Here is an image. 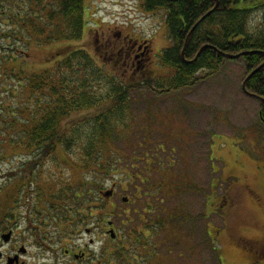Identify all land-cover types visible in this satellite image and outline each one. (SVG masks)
Returning a JSON list of instances; mask_svg holds the SVG:
<instances>
[{"label": "rangeland", "instance_id": "374dc122", "mask_svg": "<svg viewBox=\"0 0 264 264\" xmlns=\"http://www.w3.org/2000/svg\"><path fill=\"white\" fill-rule=\"evenodd\" d=\"M84 3L86 5V25L84 35L79 42L31 49L27 51V55H20L19 61L16 62L17 69L21 70L18 66L25 62L22 67L25 73L39 72L51 67L58 58L69 53L70 50L78 48L84 49L95 57L93 53L94 30H98L100 34L107 28L121 26L125 28V31L139 32L150 40L154 63L148 76L158 77L169 74L170 70L159 63L161 51L171 45L166 37L163 23L164 9H161V12L146 15L139 12L138 0H84ZM259 22L252 20V27ZM96 63L100 68L103 66L100 60ZM105 67L120 75L119 69L109 67L107 64ZM245 72L244 63L241 60L227 59L216 75L199 81L193 87L158 96L154 90L142 89L139 94L131 95L128 109L132 121L130 130L124 137L125 139H118L112 148L130 154V141L133 146L140 145V148L137 151L132 150L133 152L150 154L149 161L155 162L152 165L159 169L149 175L146 184L145 174L140 176V179L144 181L142 184L129 181L128 175H124L122 171L130 175L129 171H133L132 168L116 170L112 175L105 176L91 173L90 170L80 172L78 167H72L70 161H67V165L63 164L64 158H78L80 150L77 148L71 152L72 156L60 154L61 151L58 150L49 160L43 161L40 167L31 170L30 167L22 165L29 161L31 156L20 148L14 149L10 143L13 138L7 136L1 139V144L5 146V160L0 161V174L10 172V170L17 171L19 166L23 170L14 177H0V186L5 184L9 187L21 178L24 181H32L33 184L28 189L21 186V195L28 194V201L23 197L26 203L22 201V204H29L31 207L38 206L39 213H44L41 197L48 196L49 198L58 188L68 185L69 181L77 182V179H82L90 192L93 216L75 217V222L58 233V236L62 241L64 238L62 243L66 244L69 242L67 234L72 231L71 238L75 236L72 242L86 244L94 260L95 258L101 259L105 255L103 253L105 248L101 251L103 244L112 242L109 236L102 234L106 222L114 225L121 236V241L125 244L128 243L126 242L128 231L141 232L144 226L151 232L152 237L147 240L151 245L155 241L154 237L164 238V233H156L151 225L142 223L143 221L149 222L148 216L150 215H146V212L156 211V209H150L145 203V199H150V201L152 199L153 202L155 200L154 204L162 206L160 211L165 210L166 212L169 209L176 211L178 218L183 216V219L176 223V228H180L177 229L176 237L179 244L185 245L182 251L183 257H179L182 256L180 255L181 250L179 246H174V242L169 237L171 230L168 229L170 231L167 230L165 237H167L166 250L170 251V255L167 257L166 264H233L230 258L234 257V251H230L231 248L225 235L226 230L222 228L223 220L220 218V213L216 211L212 215L209 214L212 210V203L217 202L221 196H226L236 205L241 229L238 235L235 234L233 220L230 226L232 240L228 239L231 243H235L234 236L236 239L240 236L247 242L256 241L264 236V123L259 121L257 115L259 102L254 97L245 94L241 88ZM11 86L12 83L9 80L1 83L0 99L4 104L6 103L7 110H15L17 107L22 111V91H19L21 85L17 87L18 93H15ZM13 95H16L15 99L12 98ZM85 114L84 112L73 113L63 122L69 124L81 119ZM18 118L22 121V116ZM13 134L15 135L16 131ZM20 136L21 134L17 132L14 138ZM155 150L157 158L153 154ZM158 163L161 166H158ZM132 165H135V162H132ZM168 170L172 174L179 172L180 177L187 175L188 177L187 184L184 186L185 191H181L180 195H172L171 200L166 202L164 190L162 193H154V195L152 193L158 183L166 181L162 179L164 176L162 172ZM170 182L184 184L181 180L171 178ZM135 184L142 193L146 189L145 186L150 188L148 196L141 195V198L140 196L137 198ZM113 186L115 187L113 198L109 200H107L109 197L103 198L102 194L111 190ZM124 197L130 198L133 202L124 204L122 201ZM96 205L100 207L97 209L94 207ZM113 205H115L114 214L110 216ZM82 206L86 208L85 205ZM151 206V208L155 206L152 201ZM99 211L102 213L100 218H105L100 227L98 221L100 222L101 219L97 216ZM46 212L51 217L56 215V211L52 212L51 209ZM209 215L215 226L213 231ZM130 218L132 223L129 224ZM122 222L126 223L125 226L121 224ZM150 222L153 221L150 220ZM54 226L57 228L55 224ZM206 227L208 233L210 231L218 234L215 235L212 245L207 237ZM85 230L88 233L93 231V233L86 235ZM55 233L57 234V231ZM74 239L79 240L74 241ZM191 246H193V254L195 253L194 257L187 256L191 253ZM235 247L242 253L248 252L247 247ZM261 262L264 263V259ZM241 264L249 263L242 262Z\"/></svg>", "mask_w": 264, "mask_h": 264}, {"label": "trees", "instance_id": "16d2710c", "mask_svg": "<svg viewBox=\"0 0 264 264\" xmlns=\"http://www.w3.org/2000/svg\"><path fill=\"white\" fill-rule=\"evenodd\" d=\"M229 2L230 6L226 7L224 0L220 1L222 11L215 10L213 20L212 14L206 15L211 7L209 0H143L142 8L146 12L166 9L164 24L171 45L161 51L159 63L170 72L158 77H150V73H147L128 82L109 71L105 62L100 68L96 63L98 59L82 48L70 50L51 67L39 72L25 73L22 68L25 62L18 66L21 70L17 69L16 62L20 55H27L31 49L79 42L85 31L86 5L84 0H0V85L9 80L15 93H18L17 87L21 85L19 91H22L23 110L17 107L7 110L6 121L7 132L21 134L18 138H14L16 134L8 136L13 138L10 140L13 148H20L31 156L22 165L32 170L40 167L58 150L60 154L72 156L71 152L77 148L80 150L78 158H64L63 164L67 165V161H70L72 167H78L80 172L90 170L91 173L105 176L112 175L116 170L132 168L130 175L122 171L128 175L129 181L142 184L144 181L140 176L145 174L146 184L149 175L159 169L152 165L155 162L149 161L150 154L133 152L140 145L135 144L137 148H134L130 141L131 155L112 148L118 139H125L130 130L132 121L128 109L131 95L139 94L142 89L154 90L158 96L193 87L223 68L227 60L224 54L243 53L237 60H241L249 72L264 62V24L252 27L249 16L240 10V0ZM212 23H215L219 34L213 41L214 49L208 40ZM202 46L206 47L196 57ZM245 88L249 93L264 99V65L246 81ZM12 98L15 99L16 95ZM81 112L86 113L81 119L69 124L63 122L71 114ZM259 112L264 118V103ZM18 114L22 116V121ZM262 118L259 121L264 123ZM153 154L156 157L157 151ZM162 173V179L166 181L158 183L152 195L164 190L167 202L172 195H180L181 191H185L188 175L180 177L179 172L172 174L169 170ZM170 178L181 180L184 184L170 182ZM69 182L49 198H40L45 214L50 209L56 211V215H48L57 227H69L75 222V217L80 215L93 216L86 184L82 179ZM21 183L25 189L33 184L23 178ZM134 186L137 198L148 196L150 188L145 186L142 193L136 184ZM23 197L26 199L27 195ZM151 201L155 205L153 208ZM151 201L145 199L150 209L160 211L159 205L154 204L155 200ZM94 207L98 209L100 206ZM179 218L176 211L167 209V227L175 226ZM156 225L159 226V223Z\"/></svg>", "mask_w": 264, "mask_h": 264}, {"label": "flooded vegetation", "instance_id": "af4514ba", "mask_svg": "<svg viewBox=\"0 0 264 264\" xmlns=\"http://www.w3.org/2000/svg\"><path fill=\"white\" fill-rule=\"evenodd\" d=\"M220 1L221 0H209L211 7L208 15L212 14L211 19L213 20H215L214 11L221 10ZM224 4L226 7L230 6L229 0H224ZM142 5L143 0H138L139 12L146 15L155 14L159 11L161 12V9H164L161 8L156 11L146 12L143 10ZM239 7L240 10L249 16L250 22L252 20H258L260 22L257 23V25L264 24V0H240ZM164 10L163 23L166 16V9ZM107 29L106 31H101L100 34L98 33V30H94L93 53L95 54L96 59L105 62L109 67L111 66L115 69H119L121 79L128 82L150 73L154 63V55L151 54L152 51L150 49V40L143 37L139 32H133V30L130 32L125 31V28L121 26ZM209 33L210 36L208 37V40L211 48L214 49L213 41L215 37L219 35L216 32L215 23L210 25ZM249 73V71L245 72L243 82L246 80ZM244 93L257 99L259 102V108L264 103V99L249 92ZM257 115L259 119L262 118V114L259 110ZM6 117V103L4 104L2 99H0V161L3 159L5 160V146L1 144V139L13 135L10 132H7ZM262 119L264 121V118ZM20 167L21 166H19L17 171L12 172L10 170V172L6 171V173L0 174V177H14L23 170ZM21 186L22 183L20 179L9 187H6L5 184L0 186V264H166L170 251L168 252L166 250L167 237H165V234L170 230L169 237H171V241L174 242V246H179L181 250L180 255H182L179 257H183L184 253H182V251L185 245L179 244L178 238L176 237V232H178L180 228H176V225L173 227H167L165 210H156L146 212V215H150L148 216L149 222L143 221L142 223H148V225H151L156 233H164V238L154 237L155 241L153 243L151 242V245L148 243L150 241H147L148 238L152 237L151 232L149 231V228L144 226L141 232L136 230H133V232L128 231L126 237V242L128 243L125 244L121 241V236L117 233L114 225L111 224V222H106L104 230L103 227H101L103 230L102 234L109 236L112 242L109 244H103L101 251L105 248V250H103L105 255L101 259L95 258L94 260V256L88 252V246L86 244L81 245L72 242V238L75 237L71 238L72 231L67 234L69 242L66 244L62 243L65 239L63 238L62 241L60 236H58V233L62 232L65 228H56L48 214H45V212L39 213L40 208H38V206L31 207L29 204H22V201L24 203L26 202L23 199L24 195H21ZM112 188L113 194L107 200L113 198L115 195V187L113 186ZM26 195L27 199L25 200L28 201V194ZM122 201L124 204H130L133 202V200L127 197L122 198ZM235 206V203L229 200L228 197L221 196L216 203H212V210L209 212V214L212 215L214 212L218 211L220 213V218L223 220L222 228L226 230V240L231 248L230 251H234V257L232 259L228 257V259L230 258L233 264H241L242 262L249 264H264L261 262V260L264 259V236L256 241L249 242L240 236H238V239L234 236L233 240L235 243L229 241L232 240V230L230 226L233 220L235 222V234L237 233L238 235V232H240L239 230L241 229L238 221L240 218ZM111 207L112 215L110 216H113L115 205ZM158 207L160 210L162 209V206ZM224 208H226L225 211ZM101 214V211H99L97 216L100 218ZM210 215L208 218L213 231L215 226L213 225ZM100 219V222L98 221L99 227L102 226L105 218L103 217ZM182 219L183 216L177 221L180 222ZM150 220L153 222H150ZM157 222L159 223L158 227H156ZM130 223H132L131 218L129 219V224ZM121 224L125 226L126 223L122 222ZM110 230L113 231V237L110 235ZM55 231H57V234ZM205 231L207 237H209L211 245L214 244L215 235L218 234H214L210 231L208 233L207 227ZM85 232L86 235H91L93 233V231H89L88 233L87 230H85ZM76 240L79 239H74V241ZM235 246L247 247L248 253H242L240 250L236 249ZM151 247H153L154 250ZM190 252L191 253L187 254V256L194 257L195 253L193 254V246H191Z\"/></svg>", "mask_w": 264, "mask_h": 264}, {"label": "water", "instance_id": "95a60500", "mask_svg": "<svg viewBox=\"0 0 264 264\" xmlns=\"http://www.w3.org/2000/svg\"><path fill=\"white\" fill-rule=\"evenodd\" d=\"M206 15H208V14H206ZM203 18H204V17H202L201 19H203ZM205 47H206V46H202V47L200 48V50H199L198 54L196 55V57L199 55V53H200ZM183 52H184V50H182V52H181V56H182V57H183ZM242 54H243V53L236 54V55L224 54V57L227 58V59H236V58H239ZM263 65H264V62H263L258 68L254 69L252 72H250V73L248 74V76L246 77V80H247L251 75H253L255 72H257V71H258ZM246 80H245V81H246ZM245 81L242 83L241 88H242V90H243L244 92L247 93V90H246V88H245ZM112 193H113L112 190H108V191L104 192L102 195H103V197L108 198V197H110V196L112 195ZM108 224H110V223H108ZM110 235H111V237L114 236L112 230H110Z\"/></svg>", "mask_w": 264, "mask_h": 264}]
</instances>
